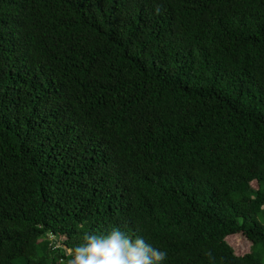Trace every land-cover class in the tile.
Returning a JSON list of instances; mask_svg holds the SVG:
<instances>
[{"label": "trees", "instance_id": "1", "mask_svg": "<svg viewBox=\"0 0 264 264\" xmlns=\"http://www.w3.org/2000/svg\"><path fill=\"white\" fill-rule=\"evenodd\" d=\"M114 226L264 264V0H0V264Z\"/></svg>", "mask_w": 264, "mask_h": 264}, {"label": "clouds", "instance_id": "2", "mask_svg": "<svg viewBox=\"0 0 264 264\" xmlns=\"http://www.w3.org/2000/svg\"><path fill=\"white\" fill-rule=\"evenodd\" d=\"M167 252L120 227L85 235L66 264H164Z\"/></svg>", "mask_w": 264, "mask_h": 264}, {"label": "rangeland", "instance_id": "3", "mask_svg": "<svg viewBox=\"0 0 264 264\" xmlns=\"http://www.w3.org/2000/svg\"><path fill=\"white\" fill-rule=\"evenodd\" d=\"M49 238L52 239L53 236L49 235ZM63 240V237H59L57 239V245H55L54 247H61L66 254L70 253V249H68L66 246L61 245ZM230 244L233 246V248H235L237 251L239 250H246L249 247V243L242 237V236H238L237 239H230L228 238Z\"/></svg>", "mask_w": 264, "mask_h": 264}, {"label": "built area", "instance_id": "4", "mask_svg": "<svg viewBox=\"0 0 264 264\" xmlns=\"http://www.w3.org/2000/svg\"><path fill=\"white\" fill-rule=\"evenodd\" d=\"M49 235H50V236H53V238H52L51 240L54 241V240H55V236H54L52 233H49ZM55 245H57V242H56ZM61 245H62V244H61Z\"/></svg>", "mask_w": 264, "mask_h": 264}]
</instances>
